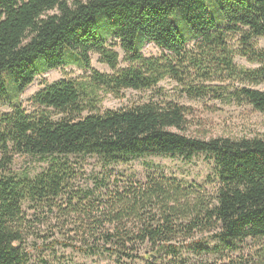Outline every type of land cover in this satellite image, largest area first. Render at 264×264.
Instances as JSON below:
<instances>
[{"label":"trees","instance_id":"obj_1","mask_svg":"<svg viewBox=\"0 0 264 264\" xmlns=\"http://www.w3.org/2000/svg\"><path fill=\"white\" fill-rule=\"evenodd\" d=\"M260 38L264 0H0V106L13 109L0 117V264H34L36 255L60 249L125 264H190L187 250L201 257L264 241L263 139L188 137V110L172 101L101 110L102 94L152 90L169 78L190 99L246 102L264 114V91L235 86L264 84V49L254 44ZM148 44L165 54L144 56ZM93 55L112 73L95 70ZM237 56L259 67L244 69ZM72 65L90 77L45 86L32 98L36 114L16 105L41 73ZM199 154L214 162L212 199L162 172L113 189L107 177L93 189L75 184L81 171L73 159L119 166ZM18 156L47 158L48 165L21 176L13 171ZM82 198L90 202H76ZM203 233L216 245L196 238ZM225 264H264V249Z\"/></svg>","mask_w":264,"mask_h":264},{"label":"rangeland","instance_id":"obj_2","mask_svg":"<svg viewBox=\"0 0 264 264\" xmlns=\"http://www.w3.org/2000/svg\"><path fill=\"white\" fill-rule=\"evenodd\" d=\"M103 20L102 18L99 21ZM104 37V35H103ZM239 38L233 42L235 49L241 47ZM108 45L120 55L121 67L126 68L128 64L124 62L125 54L119 46H114L115 41L112 38L107 40ZM256 48L264 49V39L254 40ZM193 44H189L192 48ZM146 57H162L165 52L158 49L153 44H148L141 49ZM235 62L244 69H257L259 65L250 64L245 58L237 56ZM92 66L101 73L111 74V69L99 62V56H92ZM91 72L72 65L68 68L47 71L41 73L34 83L20 97L16 105H20L28 114H36L40 109L34 104L32 98L45 86L57 83L63 80L76 81L86 80ZM237 87H247L253 90L264 91V84L253 85L248 82L235 83ZM102 112L130 109L136 105L146 102H164L172 101L187 108V128L185 135L191 138L209 141L211 139H252L260 138L264 140V114L254 110L248 103H238L233 101H221L215 98H206L203 100H193L188 98L181 90V87L172 79H165L157 88L145 91H124L121 95L102 94ZM0 106V117L3 114L11 113V104L3 102ZM54 119H60L61 116L53 114ZM74 163L80 168V176L75 184L82 189H93L96 181L107 177L108 186L113 189L120 181L124 182H145L150 174L157 172L165 173L188 184H194L201 187L203 193L208 198H214L218 183L215 175L213 160L205 154H199L185 160L181 157H138L130 159L126 164L119 166H104L96 158L73 159ZM48 165L47 158L18 156L15 157L13 171L21 176L35 177L43 171ZM104 192V190H99ZM96 192V196H99ZM96 198H94L95 200ZM76 202L88 204L90 200L80 199ZM213 234H197V239H204L206 243L213 247L216 241ZM237 251L230 252L225 247L220 248V252H215L209 256L197 257L192 255L191 250H187V255H191L190 264H225L227 257L234 259L243 257L250 259L264 249V241L246 240L236 242ZM186 253V252H185ZM49 254L36 255L34 264H42L41 259L47 258L51 264H119L116 258L108 256H87L83 253L71 249H60L54 257Z\"/></svg>","mask_w":264,"mask_h":264}]
</instances>
